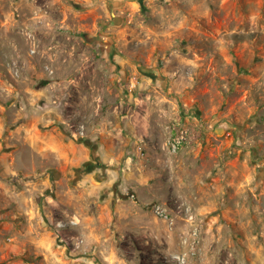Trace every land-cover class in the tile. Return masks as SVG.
<instances>
[{
  "label": "rangeland",
  "instance_id": "374dc122",
  "mask_svg": "<svg viewBox=\"0 0 264 264\" xmlns=\"http://www.w3.org/2000/svg\"><path fill=\"white\" fill-rule=\"evenodd\" d=\"M0 264H264V0H0Z\"/></svg>",
  "mask_w": 264,
  "mask_h": 264
},
{
  "label": "built area",
  "instance_id": "2783aa9c",
  "mask_svg": "<svg viewBox=\"0 0 264 264\" xmlns=\"http://www.w3.org/2000/svg\"><path fill=\"white\" fill-rule=\"evenodd\" d=\"M194 136V129H192L186 120H182L180 118L179 121H177L173 128H172V134L169 139V149L172 152H177L181 150L186 143L190 141V139Z\"/></svg>",
  "mask_w": 264,
  "mask_h": 264
},
{
  "label": "crops",
  "instance_id": "0c3cea01",
  "mask_svg": "<svg viewBox=\"0 0 264 264\" xmlns=\"http://www.w3.org/2000/svg\"><path fill=\"white\" fill-rule=\"evenodd\" d=\"M125 60H122V62L124 63ZM134 127V126H133ZM146 137V136H145ZM132 137L127 138V140H130ZM136 142H139V139H134Z\"/></svg>",
  "mask_w": 264,
  "mask_h": 264
},
{
  "label": "flooded vegetation",
  "instance_id": "af4514ba",
  "mask_svg": "<svg viewBox=\"0 0 264 264\" xmlns=\"http://www.w3.org/2000/svg\"><path fill=\"white\" fill-rule=\"evenodd\" d=\"M97 167H98L97 165H93V166H91V170L93 171V170H95Z\"/></svg>",
  "mask_w": 264,
  "mask_h": 264
},
{
  "label": "water",
  "instance_id": "95a60500",
  "mask_svg": "<svg viewBox=\"0 0 264 264\" xmlns=\"http://www.w3.org/2000/svg\"><path fill=\"white\" fill-rule=\"evenodd\" d=\"M218 131L221 132V131H223V130H222V128H219Z\"/></svg>",
  "mask_w": 264,
  "mask_h": 264
}]
</instances>
